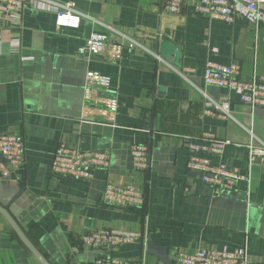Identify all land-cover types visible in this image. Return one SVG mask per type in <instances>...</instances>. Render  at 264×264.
I'll list each match as a JSON object with an SVG mask.
<instances>
[{
    "label": "crops",
    "instance_id": "0c3cea01",
    "mask_svg": "<svg viewBox=\"0 0 264 264\" xmlns=\"http://www.w3.org/2000/svg\"><path fill=\"white\" fill-rule=\"evenodd\" d=\"M197 1L169 15L164 0H26L21 18L0 20V135H21L25 147L23 168L0 176V204L50 264H92L102 255L176 264V252L201 249H244L248 264H264V157L249 158L250 145L264 146V107L203 80L208 62L237 66L243 81L264 79V24L208 20L195 14ZM70 2L79 26L57 27L49 9ZM93 34L108 53L119 50L114 59L81 54ZM88 72L106 79L97 94L115 106L95 118L83 117ZM208 99L228 103L229 116L206 115ZM205 134L231 141L211 164L242 177L220 196L187 169L190 144ZM139 143L150 144V166L133 177ZM60 144L106 151L109 166L90 180L55 175ZM108 180L134 181L145 205L106 207ZM101 229L139 239L109 251L82 245V235ZM0 264H37L1 217Z\"/></svg>",
    "mask_w": 264,
    "mask_h": 264
},
{
    "label": "built area",
    "instance_id": "2783aa9c",
    "mask_svg": "<svg viewBox=\"0 0 264 264\" xmlns=\"http://www.w3.org/2000/svg\"><path fill=\"white\" fill-rule=\"evenodd\" d=\"M26 0H0V20L4 14H10L15 18L22 17V11ZM191 0H164L163 9L169 15H177ZM196 15L211 21H223L232 23L237 17L256 24H264V0H198L194 3ZM51 10L56 16L57 27L75 29L79 26L81 15L76 11L74 3L65 5L55 4ZM11 46L19 49L18 40H12ZM129 45H133L129 42ZM135 45V43H134ZM119 48V45L110 47ZM109 45L102 36L93 34L86 41L81 50L84 56H104L112 60L117 52L108 53ZM114 55V56H113ZM205 84L227 89L234 92L241 103L251 109L264 107V79L258 81H243L240 79V70L235 65L221 66L208 62L204 71ZM106 79L96 73L88 72L83 87V117L95 118L104 111L114 110V101L97 94L99 87ZM96 92V93H95ZM105 104L104 107H99ZM99 105V106H98ZM205 114L218 113L223 117L229 116L228 103H215L208 99L205 102ZM96 113V115H95ZM149 133L150 131H146ZM231 145L228 139H217L209 134L203 135L196 143H191V152L187 169L199 174L203 181L214 189L215 196L229 193L234 189L235 183L242 179L236 169L227 168L220 164L213 166L210 158H221L224 149ZM24 140L21 135H0V176L8 177L15 171H20L24 165ZM264 157V146H249V158L254 160ZM109 154L106 151H82L68 149L60 144L52 159L51 171L53 174L66 177L90 180L93 171L106 170L109 166ZM131 161L133 177L139 176L148 170L150 166V144L139 143L132 146ZM102 203L112 209L142 208L145 205L143 193L134 183L128 182L117 185L111 181L106 182L102 197ZM139 235L130 231L101 229L82 235L80 242L89 249L109 251L120 246L135 243ZM176 264H248V255L244 249L236 251L223 250H197L192 254L176 252L174 254ZM92 264H143L137 259H122L107 255L99 256Z\"/></svg>",
    "mask_w": 264,
    "mask_h": 264
},
{
    "label": "water",
    "instance_id": "95a60500",
    "mask_svg": "<svg viewBox=\"0 0 264 264\" xmlns=\"http://www.w3.org/2000/svg\"><path fill=\"white\" fill-rule=\"evenodd\" d=\"M0 215L7 222L8 226L15 233V235L17 236V238L19 239V241L31 253V255L34 257V259L39 264H50L47 261V259L44 257V255L29 240V238L27 237V235L25 234V232L22 230V228L16 222V220L11 215V213L8 211V209L5 206L1 205V204H0Z\"/></svg>",
    "mask_w": 264,
    "mask_h": 264
},
{
    "label": "trees",
    "instance_id": "16d2710c",
    "mask_svg": "<svg viewBox=\"0 0 264 264\" xmlns=\"http://www.w3.org/2000/svg\"><path fill=\"white\" fill-rule=\"evenodd\" d=\"M0 217L2 218V220L4 221V223L5 224H7V222L4 220V218L0 215ZM8 225V224H7ZM9 227V226H8ZM10 228V227H9ZM11 229V228H10ZM12 231V230H11ZM13 232V231H12ZM13 235L17 238V236L15 235V233L13 232ZM18 239V238H17ZM19 240V239H18ZM21 243V242H20ZM22 244V243H21ZM23 245V244H22ZM28 251V250H27ZM30 253V252H29ZM31 254V253H30ZM33 257V256H32ZM35 262L37 263V264H39L36 260H35Z\"/></svg>",
    "mask_w": 264,
    "mask_h": 264
}]
</instances>
